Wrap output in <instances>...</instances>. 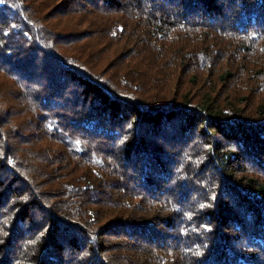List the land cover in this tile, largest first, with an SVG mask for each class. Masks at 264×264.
Returning <instances> with one entry per match:
<instances>
[{"label": "trees", "instance_id": "1", "mask_svg": "<svg viewBox=\"0 0 264 264\" xmlns=\"http://www.w3.org/2000/svg\"><path fill=\"white\" fill-rule=\"evenodd\" d=\"M0 264H264V0H0Z\"/></svg>", "mask_w": 264, "mask_h": 264}, {"label": "rangeland", "instance_id": "2", "mask_svg": "<svg viewBox=\"0 0 264 264\" xmlns=\"http://www.w3.org/2000/svg\"><path fill=\"white\" fill-rule=\"evenodd\" d=\"M218 72H219V69H218ZM242 76H243V77H241L240 79H241V80H246V77H245L244 75H242ZM167 81H168V87H169V88H174V87H176V86H175V81L172 82V83H171L169 80H167ZM213 81H214V80H211L210 82L206 81V82L204 83L202 89H200V90L198 91V92L200 93L199 96L196 95V98H197V99L202 98V96H200V95H202L203 92H205V91H209V90H211V89L215 86V84L213 83ZM214 82H216V81H214ZM178 85H179V84H178ZM181 85H182V83H180V86H181ZM216 85H217V83H216ZM184 86H185V85H184ZM184 86H183V87H184ZM198 86L201 87V82L198 84ZM218 86H219V85H218ZM183 87H182V88H183ZM220 87H221V86H220ZM176 89H178V88L176 87ZM198 89H199V88H198ZM198 89H197V90H198ZM170 90H171V89H170ZM183 90H184V91H187V90H185V88H183ZM225 90H226V86H224L223 89H222V91H221V93H222V94L220 95L221 97H224V96H223V92H224ZM234 93H235V92H233L232 94H234ZM43 186L49 187L48 185H43ZM48 189H49V188H48ZM120 233H121V232H117V234H116L115 236H114V235H113V236H110V238H108L109 240L107 239V241H108V242H111V241L116 242V241H118V240H123V239H124V234L122 235V233H121V234H120Z\"/></svg>", "mask_w": 264, "mask_h": 264}]
</instances>
